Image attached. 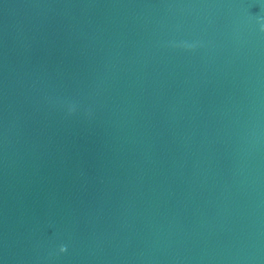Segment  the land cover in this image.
I'll list each match as a JSON object with an SVG mask.
<instances>
[{
    "label": "water",
    "instance_id": "obj_1",
    "mask_svg": "<svg viewBox=\"0 0 264 264\" xmlns=\"http://www.w3.org/2000/svg\"><path fill=\"white\" fill-rule=\"evenodd\" d=\"M0 264H264V0H0Z\"/></svg>",
    "mask_w": 264,
    "mask_h": 264
},
{
    "label": "snow or ice",
    "instance_id": "obj_2",
    "mask_svg": "<svg viewBox=\"0 0 264 264\" xmlns=\"http://www.w3.org/2000/svg\"><path fill=\"white\" fill-rule=\"evenodd\" d=\"M63 249V251H65L66 249L65 248H62Z\"/></svg>",
    "mask_w": 264,
    "mask_h": 264
},
{
    "label": "clouds",
    "instance_id": "obj_3",
    "mask_svg": "<svg viewBox=\"0 0 264 264\" xmlns=\"http://www.w3.org/2000/svg\"><path fill=\"white\" fill-rule=\"evenodd\" d=\"M61 251H63V249L61 248Z\"/></svg>",
    "mask_w": 264,
    "mask_h": 264
}]
</instances>
